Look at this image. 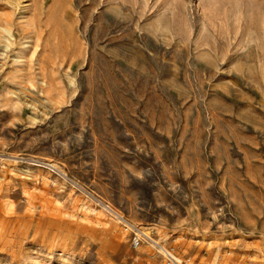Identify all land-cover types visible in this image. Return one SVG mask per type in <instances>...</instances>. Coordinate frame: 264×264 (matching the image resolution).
I'll return each instance as SVG.
<instances>
[{"label": "rangeland", "instance_id": "rangeland-1", "mask_svg": "<svg viewBox=\"0 0 264 264\" xmlns=\"http://www.w3.org/2000/svg\"><path fill=\"white\" fill-rule=\"evenodd\" d=\"M158 243L264 264V0H0V264Z\"/></svg>", "mask_w": 264, "mask_h": 264}, {"label": "built area", "instance_id": "built-area-1", "mask_svg": "<svg viewBox=\"0 0 264 264\" xmlns=\"http://www.w3.org/2000/svg\"><path fill=\"white\" fill-rule=\"evenodd\" d=\"M140 244V238L139 235H136L132 240L133 247H137ZM164 251H162V256L164 258V264H178L176 261V258L170 249L163 248Z\"/></svg>", "mask_w": 264, "mask_h": 264}, {"label": "bare ground", "instance_id": "bare-ground-1", "mask_svg": "<svg viewBox=\"0 0 264 264\" xmlns=\"http://www.w3.org/2000/svg\"><path fill=\"white\" fill-rule=\"evenodd\" d=\"M107 207V206H106ZM140 230V229H139ZM142 230V229H141ZM139 233V231H138ZM141 235L145 236L146 238L150 239L148 236L150 235V231L148 229H144L143 231L140 232ZM150 241L152 242V240L150 239ZM158 247L160 248V252L164 251L163 248L160 246V244L158 243ZM176 261H179L178 259H176Z\"/></svg>", "mask_w": 264, "mask_h": 264}]
</instances>
